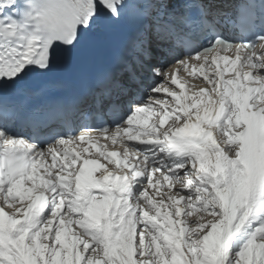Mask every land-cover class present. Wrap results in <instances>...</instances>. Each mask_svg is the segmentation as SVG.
Instances as JSON below:
<instances>
[{
  "label": "snow or ice",
  "instance_id": "1",
  "mask_svg": "<svg viewBox=\"0 0 264 264\" xmlns=\"http://www.w3.org/2000/svg\"><path fill=\"white\" fill-rule=\"evenodd\" d=\"M99 25L115 67L30 109ZM0 264H264V0H0Z\"/></svg>",
  "mask_w": 264,
  "mask_h": 264
},
{
  "label": "bare ground",
  "instance_id": "2",
  "mask_svg": "<svg viewBox=\"0 0 264 264\" xmlns=\"http://www.w3.org/2000/svg\"><path fill=\"white\" fill-rule=\"evenodd\" d=\"M95 31H97V30H95ZM95 31H94V32H95ZM94 32H92V33H90V34H93ZM102 143H103V142H102Z\"/></svg>",
  "mask_w": 264,
  "mask_h": 264
}]
</instances>
